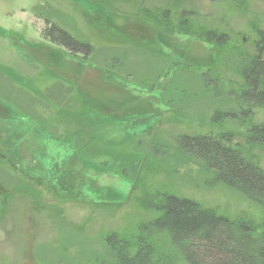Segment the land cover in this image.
Returning <instances> with one entry per match:
<instances>
[{"label": "rangeland", "instance_id": "obj_1", "mask_svg": "<svg viewBox=\"0 0 264 264\" xmlns=\"http://www.w3.org/2000/svg\"><path fill=\"white\" fill-rule=\"evenodd\" d=\"M86 4L98 6L95 15L102 19L87 21L70 0H0V28L18 32L34 44L42 40L44 21L52 20L93 44L90 63L123 86L149 90L154 105L141 101L123 106L128 114L141 115L128 123H118L104 112L99 119L106 123L103 128L90 118L74 119L68 110L79 109L76 89L49 78L42 63L22 57L0 34V105L27 115L0 118L9 120L0 121V264H113L107 238L131 240L139 224L158 215L146 206L157 193L190 199L202 209L249 223L264 234L261 207L174 150L178 135L215 138L231 132V145L264 171V149L246 146L243 121H212L215 110L235 107L230 94H237L244 84L235 69L237 54L257 52L258 31L264 32V0ZM107 25L127 39L111 41L112 29ZM180 31L194 35H180ZM208 31L223 34V44H214ZM8 69L27 74L29 83L10 79ZM86 105L91 104L80 107ZM253 116V122L264 119L257 108ZM32 126L43 131L35 132ZM72 147L85 149L86 161L80 157L79 161L85 171L97 175V181L89 182L97 191L86 188L82 194L62 196L47 188L48 170L65 162ZM92 163L105 165L110 176L99 174L101 170ZM159 243L171 264H186L178 248L163 237Z\"/></svg>", "mask_w": 264, "mask_h": 264}, {"label": "trees", "instance_id": "obj_2", "mask_svg": "<svg viewBox=\"0 0 264 264\" xmlns=\"http://www.w3.org/2000/svg\"><path fill=\"white\" fill-rule=\"evenodd\" d=\"M86 1L98 5L102 2L70 0V3L80 7L87 21L95 22L102 19L95 15L100 10L98 6L93 9L95 5L91 4L89 7ZM107 27L112 29L111 41L123 42L126 38L113 32L119 29L111 25ZM0 34L10 39L22 57L42 63L46 73L69 83L76 89L79 109L68 110L74 119L81 116L90 118L97 126L103 128L106 123L99 119L105 117L104 112L115 116L119 120L118 123H126L125 121L128 123L140 112L128 114L122 109L123 106L131 107L141 101L146 105L150 103L149 106L154 105L150 102L151 98L148 99L149 90L138 89V86L132 84L123 86L124 83L118 78L90 63L89 57L94 51L93 44L87 38L72 34L52 20L44 21V27L40 32L42 40L34 44L12 30L0 28ZM179 34L194 35L183 31ZM206 34L218 47L225 40L223 34L212 31ZM258 36L255 54L245 51L237 54L235 69L244 84L237 94L233 92L230 94L233 96L232 102L235 107L226 111L215 110L212 121L226 119L233 122L243 121L246 146L264 149V119L259 122L252 120L254 108L262 110L264 114V32L258 31ZM132 40H135V37ZM93 73L95 75L90 76ZM82 84L89 86L86 88ZM82 90L84 93L81 92L80 96ZM96 92H101L102 96ZM105 95L111 98H106ZM98 98L101 101L98 102ZM119 98L121 101L117 102ZM85 103L91 105L81 108L80 106ZM3 105H0V110L4 108L3 111L6 113L0 112V118H11L13 115L8 111L10 106ZM75 113L77 114L74 117ZM229 135L231 137V132L219 133L215 138L209 135H178L174 138V150L178 155L192 160L213 180L232 188L264 210V171L231 145ZM72 149V154L65 162L54 163L48 170L45 178L47 188L52 189L56 195L61 193L62 196L73 192L77 195L82 194L86 188H94L97 191L98 188L89 183L97 181V175L85 171L87 168H83L79 161L80 157L85 163L83 155L85 149L76 150V147ZM92 165L95 170H101L98 171L99 174L109 175L110 170H106L102 163ZM146 206L158 215L148 222L139 224L131 240L116 238L115 235L107 238L113 264H171V257L162 255V248L158 245H161L159 242L162 237L170 246L180 250L186 264H264V234L256 232L249 223L216 215L200 208L190 199L170 193H157L154 200Z\"/></svg>", "mask_w": 264, "mask_h": 264}, {"label": "crops", "instance_id": "obj_3", "mask_svg": "<svg viewBox=\"0 0 264 264\" xmlns=\"http://www.w3.org/2000/svg\"><path fill=\"white\" fill-rule=\"evenodd\" d=\"M16 48V47H15ZM26 59V58H25ZM31 62H33V61H31ZM33 63H37L36 61H34ZM58 67L59 66H57L56 68H57V70H58ZM62 69V68H61ZM10 72H8V74L10 75L9 76V78L11 79H13V80H15V79H19L21 82H25V83H29V81H30V78H29V76H27V74H21V73H17L16 71H15V69H8ZM40 74L42 75V74H44V71L43 70H41V68H40ZM49 75V74H48ZM49 78H52V79H54L55 80V82H61V83H63V81H60L58 78H55V77H53V76H51V75H49L48 76ZM16 83V82H15ZM65 83V82H64ZM63 83V84H64ZM29 89V88H28ZM32 89V88H31ZM31 92H33L32 90H31ZM39 95H40V93H38ZM6 105H8V104H6ZM10 105H8V107H9ZM12 114L11 115H17V114H20L21 116L22 115H26V114H24V113H20L19 111L18 112H16V111H12L11 112ZM27 116V115H26ZM4 119H9V118H4ZM4 119H0V121L2 122V121H6V122H9V120H4ZM13 120V119H12ZM29 120L30 121H32V122H34V120H32V119H30L29 118ZM26 120H17V122L18 123H23V122H25ZM36 122V121H35ZM5 123V122H4ZM32 128H33V126H32ZM43 128L42 127H37V126H34V128L32 129L33 131L35 130V132L36 131H38L39 132V130H41V131H43L42 130ZM49 137V136H48ZM51 137V136H50Z\"/></svg>", "mask_w": 264, "mask_h": 264}]
</instances>
